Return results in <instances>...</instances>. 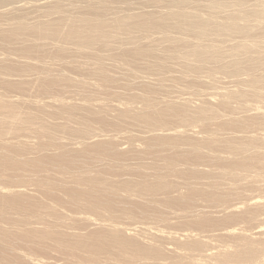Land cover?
<instances>
[{
	"label": "bare ground",
	"instance_id": "1",
	"mask_svg": "<svg viewBox=\"0 0 264 264\" xmlns=\"http://www.w3.org/2000/svg\"><path fill=\"white\" fill-rule=\"evenodd\" d=\"M0 264H264V0H0Z\"/></svg>",
	"mask_w": 264,
	"mask_h": 264
}]
</instances>
